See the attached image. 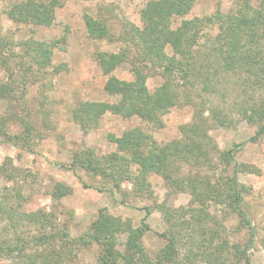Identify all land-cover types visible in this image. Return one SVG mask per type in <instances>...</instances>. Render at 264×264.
<instances>
[{"label": "trees", "instance_id": "trees-1", "mask_svg": "<svg viewBox=\"0 0 264 264\" xmlns=\"http://www.w3.org/2000/svg\"><path fill=\"white\" fill-rule=\"evenodd\" d=\"M198 1L149 0L140 13L143 26L131 24L127 29L138 49V58L132 62L133 79L114 74L127 61V51L99 52L102 71L108 76L104 89L116 100H85L71 111L72 120L87 134L109 113L137 117L159 128L172 108L193 106L192 120L180 125V137L166 143L137 126L121 135L109 133L107 139L116 146L110 153L86 147L73 155L74 168L101 180L100 192H123L122 183L130 181L137 193L152 195L150 175L162 176L170 193L154 206L166 224L158 234L166 244L156 258L143 243L151 230L146 221L149 207L144 208L146 216L139 226L101 208L87 229L74 236L54 212L23 209L27 198L20 188L6 187L0 199V264H66L94 244L100 249L96 264H250L247 249L255 233L249 245L232 243L225 222L229 211L236 212L252 229L244 209L250 187L239 175L258 169L237 160L239 145L221 149L211 132L246 122L257 128L251 141L264 139V1L255 6L253 0H238L239 7L229 12L218 7L214 13L183 19L173 27L174 17L189 14ZM63 2L21 0L6 14L15 23L50 26ZM84 20L91 38L110 37L105 21L87 13ZM8 45L1 37L2 65L7 64L4 53H14ZM22 45L40 69L53 65L57 41L31 37ZM154 75L163 82L151 90L147 80ZM7 94L10 89L0 85V97ZM3 126L0 123L2 133L12 141ZM29 174L10 158L0 166V176L9 181L19 183ZM71 192L70 185L56 182L49 194L61 200ZM172 193L189 194L188 204H169ZM217 207L221 217L212 211Z\"/></svg>", "mask_w": 264, "mask_h": 264}, {"label": "rangeland", "instance_id": "rangeland-1", "mask_svg": "<svg viewBox=\"0 0 264 264\" xmlns=\"http://www.w3.org/2000/svg\"><path fill=\"white\" fill-rule=\"evenodd\" d=\"M18 1L21 0H0V38L9 41L7 47L14 50L13 54L4 53L7 64H0V85L10 89V94L0 97V123H4V129L13 136L12 141L7 140L0 128V166L10 158L15 166L30 174L26 179L19 178V183L0 176V199L6 187L20 188L27 198L23 209L42 208L54 212L74 236L87 229L101 208L106 207L112 214L139 226L146 216L144 208L149 207L151 214L146 221L151 230L145 234L143 243L146 252L156 258L157 252L166 244V240L158 235L166 229V224L154 206L170 193L162 176L150 175L152 195L137 193L130 181L122 183L123 192L112 194L98 191L97 187L101 185L98 177L72 166L74 152L86 147L96 148L101 154L114 151L116 146L107 139L109 133L121 135L125 130L139 126L159 142L166 143L180 137V125L192 120L194 108L190 105L172 108L164 114L165 124L159 128H153L137 117L127 119L109 113L97 129L86 134L72 120L71 111L82 101L116 100L104 89L108 76L102 71L99 52L127 51V61L114 74L121 79H133L132 62L138 58V49L128 37L127 29L131 24L143 26L140 13L149 0H63V6L57 9L56 19L50 26L15 23L9 19L6 10ZM262 1L253 0L252 3L259 6ZM218 7L229 12L239 7L238 0H199L189 14L174 17L173 27L183 19L214 13ZM86 13L105 21L110 37L91 38L84 20ZM216 33L217 29L211 30V34ZM31 37L57 41L53 65L46 70L40 69L33 55L22 45ZM162 82L160 75L147 80L151 90ZM256 129L241 122L231 128H215L211 133L221 149L239 145L237 160L258 169L255 173L239 175L250 187L244 209L252 229L236 212H228L225 224L232 243L249 245L255 233L254 243L247 249L250 264H264V139L250 140ZM56 182L70 185L71 194L53 200L49 193ZM189 200L187 193H172L168 202L179 207L187 205ZM212 211L220 217L223 215L220 207ZM121 238L125 240L126 235ZM99 251L95 244L84 247L76 259L66 264H96ZM197 264L209 263L199 261Z\"/></svg>", "mask_w": 264, "mask_h": 264}]
</instances>
